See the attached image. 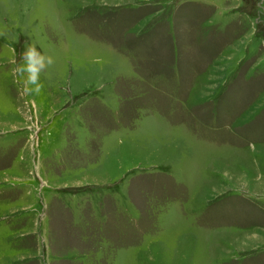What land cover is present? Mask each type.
<instances>
[{"label": "rangeland", "instance_id": "rangeland-1", "mask_svg": "<svg viewBox=\"0 0 264 264\" xmlns=\"http://www.w3.org/2000/svg\"><path fill=\"white\" fill-rule=\"evenodd\" d=\"M263 252L264 0H0V264Z\"/></svg>", "mask_w": 264, "mask_h": 264}, {"label": "clouds", "instance_id": "clouds-1", "mask_svg": "<svg viewBox=\"0 0 264 264\" xmlns=\"http://www.w3.org/2000/svg\"><path fill=\"white\" fill-rule=\"evenodd\" d=\"M12 63L16 65L13 73L24 85L23 90L28 94H39L43 89L41 74L55 64V58L41 53L35 46H29L22 53L21 62L17 63L14 55Z\"/></svg>", "mask_w": 264, "mask_h": 264}, {"label": "trees", "instance_id": "trees-1", "mask_svg": "<svg viewBox=\"0 0 264 264\" xmlns=\"http://www.w3.org/2000/svg\"><path fill=\"white\" fill-rule=\"evenodd\" d=\"M201 225H202V226H207L204 222H203V224H201ZM262 254H263V255H262ZM257 256H258V257H259V256L262 257L261 260H263V259H264V252H263V253H259V254H255V255H253L252 257L255 258V257H257ZM235 264H242V263H240V261H239V262H237V263H235ZM259 264H264V263H262V262L259 261Z\"/></svg>", "mask_w": 264, "mask_h": 264}]
</instances>
